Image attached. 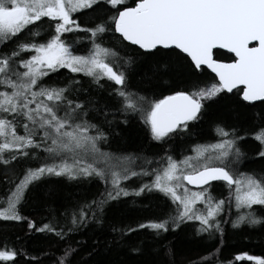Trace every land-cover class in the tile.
<instances>
[{
  "label": "snow or ice",
  "instance_id": "obj_1",
  "mask_svg": "<svg viewBox=\"0 0 264 264\" xmlns=\"http://www.w3.org/2000/svg\"><path fill=\"white\" fill-rule=\"evenodd\" d=\"M86 12L98 15L83 26L75 14ZM110 32L127 42L132 54L120 56L106 47L103 37ZM23 33L27 39L3 50ZM78 45H86L79 49L83 54H77ZM220 55L230 56V62H222ZM137 57L149 62L150 71L141 78L148 87L133 91L127 69ZM205 68L215 74L211 83L200 79ZM62 69L90 78L98 89H104L103 81L111 82L112 105L81 100L84 89L75 76L63 86L46 82ZM170 81L184 85L183 90L171 88V94L158 98L155 88ZM234 90L243 107L264 103V0H0V164L36 163L23 169L18 182L9 181L12 187L0 199V220L27 222L30 232L56 237L64 247L53 264H73L78 251L73 234L90 225L107 228L111 244L134 254L143 252V240L131 237L147 230L150 250L159 257L151 264H174L165 259L174 254L167 234L186 222H196L197 236L221 243L225 223L234 229L264 225V169L242 170L248 154L240 147L245 137L235 127L216 123L215 142L194 145L192 154L180 159L167 153L158 161L117 156L101 147L111 135H119L111 130L126 125L130 114L140 116L153 141L166 142L187 132L190 122L203 115L206 102ZM254 139L260 145L256 155L264 159V126ZM49 177L96 180L104 189L91 199L51 208L47 222L37 227L20 207L28 191ZM145 177L150 180L143 182ZM132 178L141 183L129 190L124 181ZM214 182L227 190V196L213 194ZM145 192H158L170 200L174 214L136 227L109 217L113 202ZM22 255L27 253L7 243L0 246V264H16ZM213 259L225 264L215 254L191 264H212ZM235 260L264 264V257L247 254L236 255ZM27 264L41 261L29 257Z\"/></svg>",
  "mask_w": 264,
  "mask_h": 264
},
{
  "label": "trees",
  "instance_id": "obj_2",
  "mask_svg": "<svg viewBox=\"0 0 264 264\" xmlns=\"http://www.w3.org/2000/svg\"><path fill=\"white\" fill-rule=\"evenodd\" d=\"M98 13L86 12L80 17L83 26L92 24L96 20ZM48 29L47 24L43 30ZM27 33L13 38L3 46L4 51H10L15 47L17 40L21 39ZM117 35V34H116ZM113 33H108L103 37L104 45L112 47L119 52L120 56L125 53L132 54V47L126 42L121 43ZM69 38H74L67 34ZM86 45H78L77 53H83L79 49ZM220 52H224L219 50ZM221 61L229 62L230 56L220 55ZM146 71H150L149 62L137 57L136 63L127 69L129 74L130 90L144 89L148 86L141 83V78ZM75 76L82 82L84 89L80 94L81 100L91 98L98 106L106 101L112 105L109 98V91L115 85L111 82L103 81L104 89H98L91 83L90 78L82 74H72L66 69L58 73L51 74L50 78H45L47 83H55L59 86L67 83V78ZM214 75L206 68L204 74L200 77L201 81L206 83L213 82ZM163 85V81L160 82ZM156 82H153L155 86ZM171 85V87H169ZM169 85L162 88H155V94L158 98L163 95L171 94V88L183 90L184 85L170 81ZM191 90V89H189ZM153 95L152 91L148 92ZM254 107H243L238 100L236 91L233 93H221L214 102H206V107L202 110L203 115L198 121L190 122L189 130L181 135H175L167 139L166 142L153 141L149 129L145 126L138 114H130L128 123L117 124L111 135L109 143L101 145L102 150L111 152L117 156L140 155L150 157L158 161L165 154L180 159L184 155L191 154V149L197 144H208L215 142L214 125L223 122L229 126L235 127L245 139L240 142L241 149L248 154V159L243 163L242 170L264 169V159L257 157L259 142L254 139V135L264 126V103L254 102ZM123 119V117H120ZM22 133V130H21ZM28 166H36L31 160H21L12 162L5 166L0 164V199L6 197L12 185L9 181L16 178L17 182L22 175L23 169ZM154 163L152 167H155ZM139 171V169H136ZM150 180L149 177L143 178V182ZM141 181L132 178L130 181H124L129 190L140 185ZM213 194L217 197L227 196V190L218 182ZM104 185L99 181H67L63 178L49 177L45 178L38 186L32 187L28 193L25 202L20 207L21 214L33 220L37 227L42 226L49 218L51 208H60L68 201L91 199L103 191ZM135 202V203H133ZM260 210V206H254ZM175 205L170 200L157 192H145L140 197H123L119 202H113L109 207V217H118L123 223L136 227L139 223H147L149 220L163 219L169 214H174ZM196 222H186L175 232H169L167 239L172 241L174 254L165 259H171L174 264H191L193 261H199L204 257H211L215 254L219 260L225 264L230 261L231 264H252L251 261H236V255H254L264 257V225L249 227L242 225L240 228H232L230 223H225V237L223 242L219 239L210 240L207 236L203 238L195 234ZM133 241L143 240V252L134 254L125 247H117L111 244V233L107 228L100 229L95 225H90L82 231L74 233L72 240L73 246L78 249L72 258L73 264H151L155 257L151 252L152 238L147 230H141L131 237ZM99 241V244L96 242ZM78 242V243H76ZM7 243L10 247L14 246L27 255L19 256L16 264H27L29 257H39L41 264H53L56 257L60 256L64 245L56 237L47 233L30 232L27 222L2 221L0 220V246ZM217 249H220L217 252ZM212 264H218L213 259Z\"/></svg>",
  "mask_w": 264,
  "mask_h": 264
},
{
  "label": "flooded vegetation",
  "instance_id": "obj_3",
  "mask_svg": "<svg viewBox=\"0 0 264 264\" xmlns=\"http://www.w3.org/2000/svg\"><path fill=\"white\" fill-rule=\"evenodd\" d=\"M82 15H79V14H75V18L76 19H78V21L79 22H81V20H80V17H81ZM47 18H45V20H46ZM47 31V30H46ZM68 35H70V36H72V34H68ZM118 35V34H117ZM66 36H67V34H66ZM28 38V36H27V34H25V36H23L21 39H19V40H25V39H27ZM19 40H17V41H19ZM192 186V185H191ZM193 187H195V186H193Z\"/></svg>",
  "mask_w": 264,
  "mask_h": 264
},
{
  "label": "rangeland",
  "instance_id": "obj_4",
  "mask_svg": "<svg viewBox=\"0 0 264 264\" xmlns=\"http://www.w3.org/2000/svg\"><path fill=\"white\" fill-rule=\"evenodd\" d=\"M18 42V41H17ZM77 54H83V53H77ZM22 134V133H21ZM192 154V153H191ZM191 154H189V155H191ZM182 158V157H181ZM64 179V178H63ZM66 180V179H65ZM94 181H96V180H94ZM149 180H147V182H148ZM98 182V181H97ZM188 187L189 188H191V189H193V190H195V187H192L191 185H188ZM131 190V189H130ZM158 193V192H157Z\"/></svg>",
  "mask_w": 264,
  "mask_h": 264
},
{
  "label": "water",
  "instance_id": "obj_5",
  "mask_svg": "<svg viewBox=\"0 0 264 264\" xmlns=\"http://www.w3.org/2000/svg\"><path fill=\"white\" fill-rule=\"evenodd\" d=\"M127 43V42H126ZM221 51H224V50H221ZM222 62H225V61H222ZM230 62V61H229ZM207 69V68H206ZM208 71H210L211 72V70L210 69H207ZM212 73V72H211ZM213 75H215L214 73H212Z\"/></svg>",
  "mask_w": 264,
  "mask_h": 264
}]
</instances>
